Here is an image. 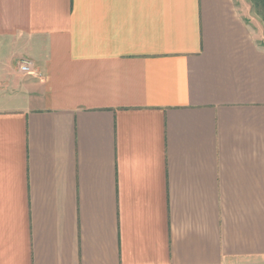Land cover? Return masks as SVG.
I'll use <instances>...</instances> for the list:
<instances>
[{"label":"crops","instance_id":"0c3cea01","mask_svg":"<svg viewBox=\"0 0 264 264\" xmlns=\"http://www.w3.org/2000/svg\"><path fill=\"white\" fill-rule=\"evenodd\" d=\"M251 13L0 0V264L264 262Z\"/></svg>","mask_w":264,"mask_h":264},{"label":"rangeland","instance_id":"374dc122","mask_svg":"<svg viewBox=\"0 0 264 264\" xmlns=\"http://www.w3.org/2000/svg\"><path fill=\"white\" fill-rule=\"evenodd\" d=\"M251 5V23L255 36L258 38L261 46L264 47V0H246ZM264 264V262L253 263Z\"/></svg>","mask_w":264,"mask_h":264},{"label":"built area","instance_id":"2783aa9c","mask_svg":"<svg viewBox=\"0 0 264 264\" xmlns=\"http://www.w3.org/2000/svg\"><path fill=\"white\" fill-rule=\"evenodd\" d=\"M19 69H20V72L23 74H31L33 73L34 65L32 61L27 60V59H22L19 62Z\"/></svg>","mask_w":264,"mask_h":264}]
</instances>
